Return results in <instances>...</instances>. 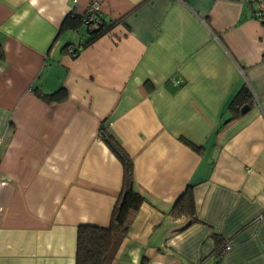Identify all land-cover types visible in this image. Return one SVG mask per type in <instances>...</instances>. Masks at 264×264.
<instances>
[{
    "label": "crops",
    "instance_id": "crops-1",
    "mask_svg": "<svg viewBox=\"0 0 264 264\" xmlns=\"http://www.w3.org/2000/svg\"><path fill=\"white\" fill-rule=\"evenodd\" d=\"M92 4L117 24L84 48L87 23L61 28ZM257 9L258 0H0V264H76L78 228L109 227L124 169L103 123L146 199L112 264H214L219 245L220 264H264ZM244 86L251 104L234 117ZM60 89L61 103L37 95ZM189 190L197 222L171 215Z\"/></svg>",
    "mask_w": 264,
    "mask_h": 264
},
{
    "label": "trees",
    "instance_id": "trees-1",
    "mask_svg": "<svg viewBox=\"0 0 264 264\" xmlns=\"http://www.w3.org/2000/svg\"><path fill=\"white\" fill-rule=\"evenodd\" d=\"M89 18L85 14V18L79 19L76 15H68L62 25L61 32L66 29H74L82 22H86ZM117 22H104L98 14L95 18L87 23L89 38L82 47L92 45L103 35L110 32ZM73 56L78 54V50L72 51ZM3 52L0 49V58ZM38 97L48 104L61 103L67 100V92L60 89L52 94L37 93ZM252 94L248 87L244 86L234 100L231 102V110L239 115V112L245 106L251 104ZM101 136L110 148V150L120 160L124 169V180L122 191L119 195L115 208L113 210L112 219L109 227L100 228L92 226H81L78 228L77 246H76V264H112L117 251L127 237L132 222L139 211L140 207L145 203L146 199L135 188L134 182V163L130 156L123 149L121 143L106 127L105 123L101 126ZM196 150L195 147L192 146ZM190 188V186H189ZM171 215L175 218L182 216H190L193 222H197L195 210V199L192 191H187L185 195L177 201L171 211ZM217 241H221L218 240ZM225 246L219 245L213 254L214 264H220V251ZM200 264H206L201 262Z\"/></svg>",
    "mask_w": 264,
    "mask_h": 264
},
{
    "label": "built area",
    "instance_id": "built-area-1",
    "mask_svg": "<svg viewBox=\"0 0 264 264\" xmlns=\"http://www.w3.org/2000/svg\"><path fill=\"white\" fill-rule=\"evenodd\" d=\"M74 2H77V0H74ZM89 18L86 20V22H90L95 18V15L98 14V6L97 4H92L87 13ZM254 17L258 20H264V0H258V9L254 13ZM224 248L220 251V257H222L224 253Z\"/></svg>",
    "mask_w": 264,
    "mask_h": 264
},
{
    "label": "water",
    "instance_id": "water-1",
    "mask_svg": "<svg viewBox=\"0 0 264 264\" xmlns=\"http://www.w3.org/2000/svg\"><path fill=\"white\" fill-rule=\"evenodd\" d=\"M249 110V107L248 106H245L242 110V113H246L247 111Z\"/></svg>",
    "mask_w": 264,
    "mask_h": 264
}]
</instances>
